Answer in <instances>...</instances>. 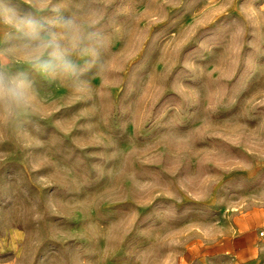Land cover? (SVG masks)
<instances>
[{"label": "rangeland", "instance_id": "374dc122", "mask_svg": "<svg viewBox=\"0 0 264 264\" xmlns=\"http://www.w3.org/2000/svg\"><path fill=\"white\" fill-rule=\"evenodd\" d=\"M2 2L81 40L53 73L0 21L30 97L0 109V264H229L230 215L264 205V0Z\"/></svg>", "mask_w": 264, "mask_h": 264}, {"label": "clouds", "instance_id": "9594fccd", "mask_svg": "<svg viewBox=\"0 0 264 264\" xmlns=\"http://www.w3.org/2000/svg\"><path fill=\"white\" fill-rule=\"evenodd\" d=\"M0 21L23 32L28 38L29 43L25 47L27 62L53 73L57 69L66 73L75 72V65L68 59L69 48L60 43V40L64 39L72 49L80 43L79 29L71 20L64 23L63 36H58L54 32L42 34L43 26L31 15H22L15 9L5 6L0 0ZM46 56L48 60L44 59ZM53 61L55 63H52ZM83 90L77 89V91ZM29 100L27 84L24 81L0 72V109L11 113L14 108L27 106Z\"/></svg>", "mask_w": 264, "mask_h": 264}, {"label": "crops", "instance_id": "0c3cea01", "mask_svg": "<svg viewBox=\"0 0 264 264\" xmlns=\"http://www.w3.org/2000/svg\"><path fill=\"white\" fill-rule=\"evenodd\" d=\"M221 237L225 241L214 242V252L217 256L225 255L229 264L230 257L236 264V260L245 254L250 258L239 264H264V205L250 206L240 214L230 215L227 231Z\"/></svg>", "mask_w": 264, "mask_h": 264}]
</instances>
